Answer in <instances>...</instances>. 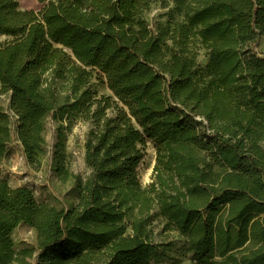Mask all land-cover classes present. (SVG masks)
Returning a JSON list of instances; mask_svg holds the SVG:
<instances>
[{"label": "trees", "instance_id": "16d2710c", "mask_svg": "<svg viewBox=\"0 0 264 264\" xmlns=\"http://www.w3.org/2000/svg\"><path fill=\"white\" fill-rule=\"evenodd\" d=\"M0 36V168L16 140L75 193L59 208L0 176V264H159L154 218L192 264H264V0H50L39 12L0 0ZM80 122L86 178L68 165ZM21 225L36 244L17 250Z\"/></svg>", "mask_w": 264, "mask_h": 264}, {"label": "rangeland", "instance_id": "374dc122", "mask_svg": "<svg viewBox=\"0 0 264 264\" xmlns=\"http://www.w3.org/2000/svg\"><path fill=\"white\" fill-rule=\"evenodd\" d=\"M21 10L41 11L50 0H17ZM162 10L155 7L148 15L150 23L159 19ZM11 40L10 37L0 36V42ZM258 52L264 54V42L258 47ZM200 60L202 64L207 62L204 52H201ZM95 89L100 96H112L106 84L97 80L94 81ZM10 94L0 97V105L8 109ZM15 119L13 134H15ZM57 123L49 118L46 124V140L50 151L55 136ZM88 124L78 123L68 134L66 140L68 165L70 170L81 176L88 177L90 170L85 161V143ZM156 151L154 146L149 143L146 156L138 168V174L143 187H146L152 179L155 166ZM0 176L9 179L12 187L28 186L33 191L39 202L48 203L56 207H64L67 203L74 201L75 193L72 183H61L50 169V157L44 161L41 170L36 171L26 162L23 148L16 140L9 147L6 158L0 168ZM151 230L154 241L163 246H168L166 258L159 264H192V254L187 251V241L180 234L165 231V223L161 218H154L151 222ZM17 250L34 246L36 244V234L29 227L21 225L13 234ZM165 248V247H164Z\"/></svg>", "mask_w": 264, "mask_h": 264}, {"label": "crops", "instance_id": "0c3cea01", "mask_svg": "<svg viewBox=\"0 0 264 264\" xmlns=\"http://www.w3.org/2000/svg\"><path fill=\"white\" fill-rule=\"evenodd\" d=\"M17 143H19V142H17ZM11 146H12V144H11ZM4 163V162H3ZM2 167V166H1Z\"/></svg>", "mask_w": 264, "mask_h": 264}]
</instances>
